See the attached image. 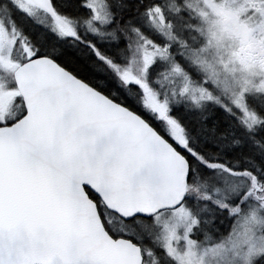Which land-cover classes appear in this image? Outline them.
I'll return each instance as SVG.
<instances>
[{"label":"snow or ice","instance_id":"1","mask_svg":"<svg viewBox=\"0 0 264 264\" xmlns=\"http://www.w3.org/2000/svg\"><path fill=\"white\" fill-rule=\"evenodd\" d=\"M0 264H264V0H0Z\"/></svg>","mask_w":264,"mask_h":264}]
</instances>
